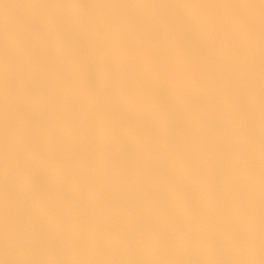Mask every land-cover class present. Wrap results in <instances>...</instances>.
I'll return each mask as SVG.
<instances>
[{"label": "rangeland", "instance_id": "rangeland-1", "mask_svg": "<svg viewBox=\"0 0 264 264\" xmlns=\"http://www.w3.org/2000/svg\"><path fill=\"white\" fill-rule=\"evenodd\" d=\"M0 264H264V0H0Z\"/></svg>", "mask_w": 264, "mask_h": 264}]
</instances>
